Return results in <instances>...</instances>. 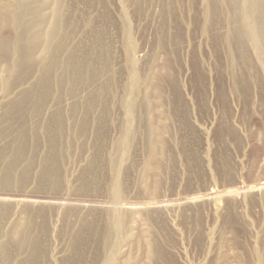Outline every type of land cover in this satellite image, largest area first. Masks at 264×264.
Segmentation results:
<instances>
[{
	"label": "rangeland",
	"instance_id": "obj_1",
	"mask_svg": "<svg viewBox=\"0 0 264 264\" xmlns=\"http://www.w3.org/2000/svg\"><path fill=\"white\" fill-rule=\"evenodd\" d=\"M0 264H264V0H0Z\"/></svg>",
	"mask_w": 264,
	"mask_h": 264
},
{
	"label": "bare ground",
	"instance_id": "obj_2",
	"mask_svg": "<svg viewBox=\"0 0 264 264\" xmlns=\"http://www.w3.org/2000/svg\"><path fill=\"white\" fill-rule=\"evenodd\" d=\"M40 51V50H39ZM123 145V144H122ZM259 189V188H258ZM243 190H244V188H243ZM260 190V189H259ZM253 192V191H252ZM241 194V193H240ZM9 201V200H8ZM214 208V207H213Z\"/></svg>",
	"mask_w": 264,
	"mask_h": 264
}]
</instances>
